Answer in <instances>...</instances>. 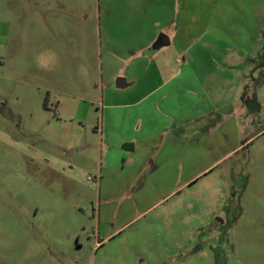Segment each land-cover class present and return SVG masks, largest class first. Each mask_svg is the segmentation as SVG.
I'll use <instances>...</instances> for the list:
<instances>
[{
    "label": "rangeland",
    "instance_id": "obj_1",
    "mask_svg": "<svg viewBox=\"0 0 264 264\" xmlns=\"http://www.w3.org/2000/svg\"><path fill=\"white\" fill-rule=\"evenodd\" d=\"M154 24L240 86L237 131L188 121L197 161L134 176L106 83ZM0 264H264V0H0Z\"/></svg>",
    "mask_w": 264,
    "mask_h": 264
},
{
    "label": "crops",
    "instance_id": "obj_2",
    "mask_svg": "<svg viewBox=\"0 0 264 264\" xmlns=\"http://www.w3.org/2000/svg\"><path fill=\"white\" fill-rule=\"evenodd\" d=\"M157 26H153L157 32H151L146 43L137 50L138 58L128 65L127 79H123L122 87L114 86L119 70L108 75L106 83L110 92L106 104L107 119L121 123L122 119L132 118L140 124L137 128H129V134L128 129L122 131L121 135L108 143L114 145L122 159L130 161L134 176L146 173V167H153L156 163H164L174 170L182 163L197 161L192 150H186L188 154L185 155L183 149L177 148L179 134L187 131L188 121L207 120L211 123L210 120L219 116L218 124L212 125L206 133L210 140L225 129L234 133L237 131L236 118L232 114L235 98L241 95L240 86L223 85L220 90L205 74L213 71L209 65L181 63L177 64V71L172 70L167 58L168 51H163V48L173 46V36L160 34L167 36L170 44L151 51L159 37L157 33L168 28V24H159L161 28ZM178 50L177 53H188L191 49ZM176 61H179L178 58ZM122 109L128 110L127 117ZM169 147L171 154L168 153Z\"/></svg>",
    "mask_w": 264,
    "mask_h": 264
},
{
    "label": "water",
    "instance_id": "obj_3",
    "mask_svg": "<svg viewBox=\"0 0 264 264\" xmlns=\"http://www.w3.org/2000/svg\"><path fill=\"white\" fill-rule=\"evenodd\" d=\"M170 44L169 39L167 36L165 35H161L158 37V39L155 41V43L153 44V46L151 47V51H157L160 48L164 47V46H168ZM124 82L122 78H119L117 80V82L115 83V87L117 88H121L122 85L121 83Z\"/></svg>",
    "mask_w": 264,
    "mask_h": 264
}]
</instances>
